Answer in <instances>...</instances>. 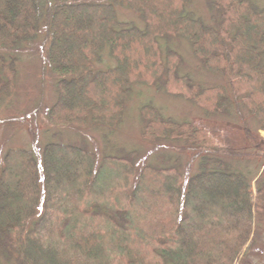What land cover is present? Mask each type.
Segmentation results:
<instances>
[{"label":"trees","instance_id":"obj_1","mask_svg":"<svg viewBox=\"0 0 264 264\" xmlns=\"http://www.w3.org/2000/svg\"><path fill=\"white\" fill-rule=\"evenodd\" d=\"M191 0H0V100L16 88V53L43 29L57 76L54 126L115 130L133 85H159L223 115L237 102L264 130V4L209 0L211 23ZM116 6L140 13V29L119 20ZM180 35L227 87H202L179 74L181 55L159 38ZM108 46L116 65L99 69ZM42 47V46H41ZM99 62L97 65L96 63ZM143 139L182 141L198 171L138 165L135 152L97 155L48 143L41 158L25 148L0 152L1 264H248L264 217V185L229 168L222 137L191 120L140 110Z\"/></svg>","mask_w":264,"mask_h":264},{"label":"rangeland","instance_id":"obj_2","mask_svg":"<svg viewBox=\"0 0 264 264\" xmlns=\"http://www.w3.org/2000/svg\"><path fill=\"white\" fill-rule=\"evenodd\" d=\"M208 1L191 0L188 6L205 24L211 23L212 17ZM258 2L264 4V0ZM115 9L119 20L145 29L146 24L140 13L127 6H116ZM42 30L33 46L16 53L19 58L16 88L11 95L0 100L1 153L19 147L41 158L46 144L66 143L94 152L99 160L106 155L125 156L135 152L138 165H177L187 177L193 175L198 171V160L193 159L185 149L184 142L162 141L154 144L143 139L144 122L140 110L142 106L150 104L165 117L177 121L191 120L209 131L219 133L221 145L233 152L222 155L229 168L248 173L252 177L255 194L264 185V130H258L256 120L239 102L227 114L208 115L196 104L159 85L136 83L126 97L125 111L115 130L102 124H91L86 128L51 125L48 112L58 97L57 76L49 68ZM159 41L164 51L171 48L181 55L179 74L190 76L193 82L202 87H227L226 78L207 70L194 55L185 37L164 36ZM115 65L116 60L106 46L97 68L107 69ZM255 237L256 243L248 264H264V217L258 223Z\"/></svg>","mask_w":264,"mask_h":264}]
</instances>
